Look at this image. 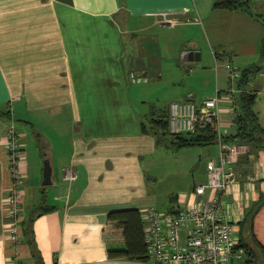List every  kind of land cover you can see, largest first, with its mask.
Here are the masks:
<instances>
[{
    "label": "crops",
    "instance_id": "crops-1",
    "mask_svg": "<svg viewBox=\"0 0 264 264\" xmlns=\"http://www.w3.org/2000/svg\"><path fill=\"white\" fill-rule=\"evenodd\" d=\"M215 1L0 0V113L4 114L0 140L11 120L23 128L14 129L25 175L17 188L18 231L24 232L29 223L32 242V246L13 243L3 225L11 179L8 152L0 144V264H12L14 258L18 264H151L106 257L101 239L105 217L114 211L137 210L141 215L146 210L143 164L152 159L157 141L151 133L142 134L140 123L146 124L150 106L162 111L176 99L197 105L204 100L191 93L183 97V90L167 99L148 96L153 83L164 79V62L182 59L183 53L200 58L202 52L197 41L183 40L173 42L170 53L164 40L160 43L147 32L153 27L178 33L199 28L215 60L217 79L221 67L217 60L226 56L229 64L243 66L238 54L248 44L238 49L235 43L249 41L253 53L249 57L259 55L261 60L264 0H245L252 14L215 9ZM227 51L237 55L232 58ZM150 58L156 59L160 70L154 76L148 73ZM258 73L262 74L258 92L246 89L251 83L245 90L256 94L253 110L264 129V64ZM227 88L216 90L224 93ZM153 102L168 104L159 107ZM219 113L222 129L233 134L226 103H220ZM27 141L33 142V165L26 164ZM213 153L218 158L217 148ZM43 160L50 167L47 187L40 186ZM64 170L70 172V181L62 179ZM233 170L235 182L222 199L223 210L239 245L248 246L255 257L260 255L264 264L257 247H264V203L254 214L251 229L244 224L247 211L264 194V151L248 145V153ZM187 192L172 201V210L186 207L188 199L179 197ZM241 250L239 260H249Z\"/></svg>",
    "mask_w": 264,
    "mask_h": 264
},
{
    "label": "built area",
    "instance_id": "built-area-1",
    "mask_svg": "<svg viewBox=\"0 0 264 264\" xmlns=\"http://www.w3.org/2000/svg\"><path fill=\"white\" fill-rule=\"evenodd\" d=\"M217 66V65H216ZM229 85L224 93L216 90L214 97L197 105L188 100L169 104V132L194 134L213 127L216 134L218 158L207 162L206 180L190 189L183 196L188 199L184 209L157 212L147 209L143 213L142 240L146 262L151 264H232L242 256L238 237L223 210L222 199L235 182L233 167L240 157L248 153V145L225 142L229 136L222 129L219 105L226 103L234 131L233 119L237 115L235 97L240 94L236 83L240 72L229 63L224 65ZM231 135V134H230ZM15 130L6 126L0 144L8 152V172L11 183L8 201L4 207L3 225L13 243L21 241L18 231L21 205L17 190L24 175V164L15 143ZM62 179L70 181V172L64 170ZM12 264H18L14 258Z\"/></svg>",
    "mask_w": 264,
    "mask_h": 264
},
{
    "label": "rangeland",
    "instance_id": "rangeland-1",
    "mask_svg": "<svg viewBox=\"0 0 264 264\" xmlns=\"http://www.w3.org/2000/svg\"><path fill=\"white\" fill-rule=\"evenodd\" d=\"M147 35L149 37L159 39L160 43L162 42L161 40H164L169 47L170 53L172 52V43L183 40L197 41L202 52V56L200 58L194 57L191 60L184 61L180 56H178L177 60L164 62V79L161 83H153L154 85L148 92V96L151 94L154 99H167L168 97L173 96L175 91L179 92L183 90L185 91L183 97H187L190 93L196 94L197 100L201 101L214 97L216 88L220 86L226 87L229 85V81L225 78L226 71L223 67L226 63L230 62H228L226 56L216 61L218 66L221 65V67L217 70V75L219 77L217 79L214 71L215 60L211 54L210 47L206 45V42L204 41V34L200 32L199 28H197V30L195 28H186L183 32L178 33L172 32L171 30L163 31L161 27H153L147 32ZM199 35L201 37H199ZM213 46L214 45H212V47ZM233 46L238 49H245L247 46V50L238 54V60L243 66L239 67L237 65L230 64L233 68L241 71L244 70L245 67H248V65H261L259 55L254 60L249 57V54H253L251 50H248L249 41H247V43H235ZM235 53L236 51H233L228 54L234 58L237 55ZM147 63L149 65L148 67H150L148 73L151 76L156 75V73L160 71L159 67H157V61L155 58H150V61ZM261 75V73L253 74L249 80L252 87H246V89L258 92V87L262 81V78L260 77ZM144 84L145 83H141V85ZM216 85L218 87H216ZM144 88L145 91L143 92V97H145L146 94V87ZM258 97L259 94L257 99ZM177 100L178 99H176V101ZM153 104L159 107H166L168 102H160V104L153 102ZM167 109L169 111V106ZM144 110L146 113L147 108H144ZM9 112H14V117H16L15 109H11V106L9 107ZM25 121L28 120L25 119ZM9 123L13 125L15 130L21 129L20 131H23V128H19L20 125L15 120H11ZM25 131H27L29 135L32 133V131L28 128L25 129ZM30 144H33V142H28V145L23 148V152L24 155L30 159L26 162V164L31 165L32 163L33 165L35 162L34 149ZM201 148L193 147L174 149L170 146L168 140L157 143L152 159L143 164L144 177L146 181V194L149 197V199H147L144 203V206L142 207L143 209L147 210L151 208L157 212L162 211L167 213L169 210L171 211L174 208L172 201H175L176 199L178 200L177 197L180 193L189 191V189H192L194 186L204 181L207 162L217 160L216 154L213 153L216 151L217 145L212 146L211 148L209 146ZM207 155H210L213 159L207 158ZM144 212L145 211H143L140 215V221L142 223V216ZM246 262V257L241 260L236 258L234 264H247ZM254 264H263L262 257L260 255L255 257Z\"/></svg>",
    "mask_w": 264,
    "mask_h": 264
},
{
    "label": "trees",
    "instance_id": "trees-1",
    "mask_svg": "<svg viewBox=\"0 0 264 264\" xmlns=\"http://www.w3.org/2000/svg\"><path fill=\"white\" fill-rule=\"evenodd\" d=\"M213 8L231 11L241 10L247 14H251L250 6L245 0H216ZM259 53L261 58L260 63L263 65L264 33L261 39ZM261 65L252 66L240 73V78L236 83V87L240 90V94H237L235 97V103L238 108L237 115L233 119L235 128L233 134L225 137L224 141L229 143H243L264 151V129L261 127L257 115L253 110L256 94L245 90L250 77L258 73ZM0 115L2 116L4 114L0 113ZM154 115L156 119H154ZM146 117V124H144L143 127V123H140V130L142 134L151 133L154 135L157 143L168 140L170 146L174 149L205 147L216 143V134L213 127L202 129L194 134H171L168 125V109L159 111L153 106H150ZM145 127L148 128L149 131L147 130L146 132ZM263 203L264 194L260 195L257 202L247 211L244 224H247L250 229L252 227L253 216ZM173 211L174 210L169 212L172 213ZM39 213L40 210L34 212L31 215V219ZM20 237L21 241H25L29 246H32L29 223L27 227H25L24 232H22L20 228ZM101 239L108 259L146 262L142 240V224L137 210L114 211L108 213L105 217ZM257 247L264 256V247L259 244ZM238 248H243L245 255L249 257V260L246 262L247 264L254 263V253L248 246L242 244V246Z\"/></svg>",
    "mask_w": 264,
    "mask_h": 264
},
{
    "label": "water",
    "instance_id": "water-1",
    "mask_svg": "<svg viewBox=\"0 0 264 264\" xmlns=\"http://www.w3.org/2000/svg\"><path fill=\"white\" fill-rule=\"evenodd\" d=\"M191 53H183L182 54V59L186 60L187 58H191ZM197 55V54H196ZM136 81H139L138 79ZM51 184V179H50V167L48 165V162L46 160L42 161V173H41V182L40 186L41 187H47Z\"/></svg>",
    "mask_w": 264,
    "mask_h": 264
}]
</instances>
